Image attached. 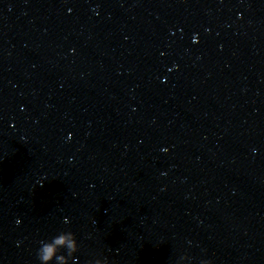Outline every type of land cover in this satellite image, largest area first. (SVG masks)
<instances>
[{
    "label": "clouds",
    "instance_id": "obj_1",
    "mask_svg": "<svg viewBox=\"0 0 264 264\" xmlns=\"http://www.w3.org/2000/svg\"><path fill=\"white\" fill-rule=\"evenodd\" d=\"M68 221L65 219V223ZM40 247L37 249L36 256L40 264H69V258H72L75 264L74 254L79 251V244L76 236L71 231H61L50 241H39ZM66 250V255L61 250ZM87 264H109L107 257L95 258L89 260ZM201 264H211V261L203 260Z\"/></svg>",
    "mask_w": 264,
    "mask_h": 264
}]
</instances>
